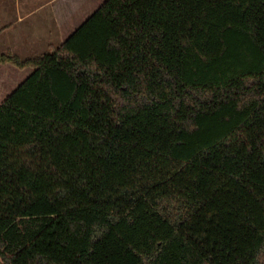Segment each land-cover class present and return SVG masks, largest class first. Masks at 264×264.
I'll return each mask as SVG.
<instances>
[{"label":"trees","instance_id":"trees-1","mask_svg":"<svg viewBox=\"0 0 264 264\" xmlns=\"http://www.w3.org/2000/svg\"><path fill=\"white\" fill-rule=\"evenodd\" d=\"M0 63V264H264V0H104Z\"/></svg>","mask_w":264,"mask_h":264},{"label":"crops","instance_id":"crops-1","mask_svg":"<svg viewBox=\"0 0 264 264\" xmlns=\"http://www.w3.org/2000/svg\"><path fill=\"white\" fill-rule=\"evenodd\" d=\"M103 0H0V52L19 57L40 55L63 42ZM47 8L46 14L41 12ZM44 16V17H43ZM23 71L25 79L33 70Z\"/></svg>","mask_w":264,"mask_h":264},{"label":"rangeland","instance_id":"rangeland-1","mask_svg":"<svg viewBox=\"0 0 264 264\" xmlns=\"http://www.w3.org/2000/svg\"><path fill=\"white\" fill-rule=\"evenodd\" d=\"M46 12H47V8L44 9L41 12V14L44 15L46 14ZM47 51L48 50H45V52ZM20 57L25 58L22 56ZM28 57H31V56H28ZM23 77H24L23 71H14L12 69L10 70L8 69L6 65L5 66L0 65V103L13 89H15V87H17V85H19L24 80Z\"/></svg>","mask_w":264,"mask_h":264}]
</instances>
